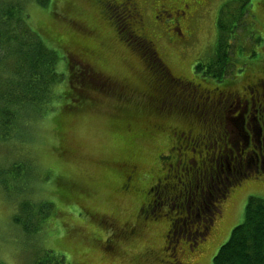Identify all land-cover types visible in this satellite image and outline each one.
I'll return each instance as SVG.
<instances>
[{"label":"rangeland","instance_id":"374dc122","mask_svg":"<svg viewBox=\"0 0 264 264\" xmlns=\"http://www.w3.org/2000/svg\"><path fill=\"white\" fill-rule=\"evenodd\" d=\"M4 1L0 0V8ZM19 1L27 12L30 30L55 49L56 70L63 79L54 81L49 100L42 102L39 111H20L17 124L6 130L10 136L0 139V264H63L54 260L62 259L57 254L63 255L64 264H162L164 260L172 264V257L185 264H212L219 246L243 220L248 197L264 200V178H246L233 186L221 203L222 214L209 226L213 199L223 190V183L213 184V189L205 193L204 205L197 209L189 205V240L180 237L174 249L173 225L183 220L174 223L171 217L187 205L163 200L161 190H157L161 187L145 194L152 177L163 171L157 154L167 146L160 138L131 136L125 126L133 118L136 130H142L147 120L155 117L143 94L146 72L138 55L142 48L135 53L116 41L101 6L94 0ZM157 1H142L141 11L146 26L155 35L159 53L175 74L194 77L193 65L214 62L219 51L228 56L226 77L237 75L264 57V0H245L242 14V0H192L190 13L180 24L188 38L184 44L167 41L156 25L166 29L153 17ZM115 18L122 29L124 18L121 14ZM82 26L95 30L91 36L94 49L90 52L71 39L83 36ZM6 38L7 28L3 27L0 43L7 48L10 44ZM11 43L18 44L15 40ZM67 52L91 63L120 89L109 84L108 88L94 86V78L82 79L77 84L80 82L84 89L83 98L73 87L70 97H59L61 90L73 82L72 72L80 67L73 59L67 62ZM4 61L8 69L0 74V80L3 76L12 78V59ZM101 76L98 82L104 80ZM235 81L241 83L242 76ZM175 117L169 119L183 127L185 118ZM63 148L68 150L64 157ZM123 160L138 167L128 189L120 188L122 177L113 167ZM224 175H220L223 181ZM152 192L159 197L147 208L151 213L149 222L136 235L120 237L122 242L116 245L107 226L93 212L119 222H135L139 206L150 199ZM206 226L209 230L202 234L200 230ZM167 233L165 250L162 246L166 245ZM194 241L197 244L190 251L188 243L193 245ZM148 248L153 254L146 253Z\"/></svg>","mask_w":264,"mask_h":264},{"label":"flooded vegetation","instance_id":"af4514ba","mask_svg":"<svg viewBox=\"0 0 264 264\" xmlns=\"http://www.w3.org/2000/svg\"><path fill=\"white\" fill-rule=\"evenodd\" d=\"M94 1L101 6L105 20L112 27L111 32L116 41L125 45L126 48L133 49L135 53L137 48H142L138 55L144 63L146 72L143 94L146 95L151 106L150 111L154 112L155 117L147 120L142 130H136V121L133 118L125 126L131 136L148 135L160 138L166 144L167 149L157 154L162 164L160 171H163L152 177V183L145 189V194L161 187L157 190H161L160 195L163 200L174 199L176 202L187 205V209L180 208L171 217V222L174 223L179 220L184 221L190 216L189 205L196 209L204 205L207 200H205V193L213 189V184L222 183L220 175L223 173L226 175L230 171L224 163L229 159L228 154H221L220 148L222 143H232L233 124L240 126L241 136L245 134L250 136L253 147L257 140L264 144V57L261 61L258 60V63H252L246 66L244 71L229 77L216 78L202 72L196 73L198 71L194 70L195 64L191 69L194 77L175 74L171 65L159 53L155 35L144 22L141 11V2L144 0H121L120 3L116 0ZM191 3L192 0H158L154 5L153 17L155 21L165 24V30L161 24L156 25L161 27L167 41L179 44L188 41L180 24L181 19H185L190 13ZM119 14L124 18V20L121 19L124 22L122 29L119 28L115 18ZM76 22L79 24L78 21ZM88 28V26H82L83 36L71 39H74L81 49L90 52L94 49L91 36L95 30L93 27ZM124 29L127 32L123 31ZM128 36H131L130 40ZM76 55L67 52L68 58L66 59L68 63L73 59L80 65L77 71L70 75L73 81L72 87L79 93L84 92V89L79 86L76 88L75 82L90 78L96 80L98 87L112 86L120 89L117 84L109 82L94 70L91 63L84 59L81 60ZM100 76L104 80L98 82ZM241 76L243 81L236 82L235 80ZM232 109H235V112L228 115ZM173 116L185 118L183 127L169 119ZM62 151L63 157L66 156L68 150L63 148ZM247 158L255 161L254 170L249 171L247 177L238 176L236 183L226 181L225 184L223 182L221 195L213 199L216 209L214 207L209 210V226L214 223L218 214H222L221 203L227 200L228 193L233 186L246 178H264V155L260 154V150L257 149L256 153H249ZM115 163L117 168L114 164V170L118 169L122 177L120 188L128 189L138 173L137 164L130 160ZM157 197H159L157 193H151L150 199L139 206V214L135 215L136 220L132 223L119 222L95 212L93 215L96 219L100 218V222L107 226L109 234L112 235V241L114 240L118 245V242H122L120 237L127 238L136 235L143 225L149 222L147 219L151 213L147 208L156 201ZM209 226L205 228L209 230ZM178 240L177 238L173 240L174 249ZM168 242L169 234L167 233L166 245L162 246L165 250ZM196 244V241L193 245L188 243V249L192 251ZM146 253L153 254V250L148 248ZM171 263L185 264L175 257H172ZM162 264H169V261L164 260Z\"/></svg>","mask_w":264,"mask_h":264},{"label":"trees","instance_id":"16d2710c","mask_svg":"<svg viewBox=\"0 0 264 264\" xmlns=\"http://www.w3.org/2000/svg\"><path fill=\"white\" fill-rule=\"evenodd\" d=\"M36 1L43 3L45 0ZM244 2L245 0H242L239 5L242 6L240 14L243 13ZM3 27L7 28L6 39L10 45L6 48L4 44L0 43V74L2 75L8 69V64L4 60L8 61L11 58V65L14 64V67L12 71L10 70L12 78L3 76L0 80V86H3L0 88V139L10 136L6 130L17 124L16 116L20 111H26L28 108H31V112L39 111L42 102L49 100L48 96L53 89L51 86L54 81L63 79L62 73H58L56 70L58 56L57 53L55 54V49L48 46L35 30H30L27 12L19 0L3 2V6L0 8V29ZM219 27L223 28L221 24ZM27 35H33L34 38L27 37ZM18 36L22 40H19ZM12 40L18 44L11 43ZM225 55L226 57H224ZM227 57L226 52L219 51L214 62L207 64L198 62L195 64L194 70L205 73L207 76L224 77L225 68L228 65L225 62ZM212 68H218L217 72ZM75 84L81 87L77 82ZM92 84L97 85V83ZM72 86L73 83H69L66 90H61L59 97L62 95L70 97ZM77 95L83 98L85 92ZM73 97L75 98L76 95ZM64 106L67 107L66 104ZM45 206L49 207L50 204L47 203ZM241 224L242 226H240ZM225 242H227V247H223L224 242L219 246L212 257V264H264L263 199L256 196L248 197L243 220L232 228ZM45 255L47 256V253ZM57 255L62 259L54 260L64 264L63 255Z\"/></svg>","mask_w":264,"mask_h":264},{"label":"snow or ice","instance_id":"6c2138e0","mask_svg":"<svg viewBox=\"0 0 264 264\" xmlns=\"http://www.w3.org/2000/svg\"><path fill=\"white\" fill-rule=\"evenodd\" d=\"M116 2L120 3L121 0H116ZM234 112L235 109H232V112L228 113V115H231ZM232 136V143H222L220 151L221 154L227 152L229 157V159L224 162L227 168L230 169V171L226 173L224 181H227L229 183H236L238 182L236 179L238 176L247 177L248 172L254 170L255 168V161L248 159V154L256 153L257 149H259L260 154L264 155V144L257 140L255 146L253 147L250 136L248 134L241 136L240 126H237L235 124L232 125ZM224 181H222V183ZM190 219L191 218L188 217L185 221L179 222L178 225H173V227L175 228L177 239H179L180 237H183L185 239L189 238L188 233L192 231L188 223ZM240 226H242V224ZM200 231L202 234H205L207 233V228H202ZM223 247H227V242L223 243Z\"/></svg>","mask_w":264,"mask_h":264}]
</instances>
